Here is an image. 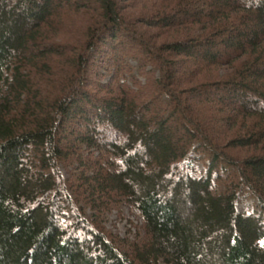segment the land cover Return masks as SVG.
<instances>
[{"label":"trees","instance_id":"16d2710c","mask_svg":"<svg viewBox=\"0 0 264 264\" xmlns=\"http://www.w3.org/2000/svg\"><path fill=\"white\" fill-rule=\"evenodd\" d=\"M0 264H264V0H0Z\"/></svg>","mask_w":264,"mask_h":264},{"label":"rangeland","instance_id":"374dc122","mask_svg":"<svg viewBox=\"0 0 264 264\" xmlns=\"http://www.w3.org/2000/svg\"><path fill=\"white\" fill-rule=\"evenodd\" d=\"M110 76H105L103 81H108ZM62 171L64 175H68L64 170ZM103 223L107 230L120 239H128L131 242H136L145 237V231L142 229L140 217L136 212L129 210L128 207L121 208L120 211L111 210V212L105 215Z\"/></svg>","mask_w":264,"mask_h":264}]
</instances>
